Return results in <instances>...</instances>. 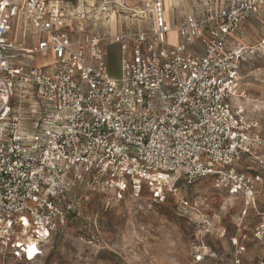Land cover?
Returning <instances> with one entry per match:
<instances>
[{"label":"built area","instance_id":"1","mask_svg":"<svg viewBox=\"0 0 264 264\" xmlns=\"http://www.w3.org/2000/svg\"><path fill=\"white\" fill-rule=\"evenodd\" d=\"M207 1L171 26L165 0H136L146 25L92 35L71 29L59 0H0L1 247L16 258L41 248L68 223L59 197L83 183L146 187L165 202L180 181L210 178L256 207L264 138L244 105L242 63L254 48L244 24L264 0ZM19 89L35 96L29 112L13 102Z\"/></svg>","mask_w":264,"mask_h":264},{"label":"rangeland","instance_id":"2","mask_svg":"<svg viewBox=\"0 0 264 264\" xmlns=\"http://www.w3.org/2000/svg\"><path fill=\"white\" fill-rule=\"evenodd\" d=\"M59 1L68 6L72 30L82 26L86 33L103 35L147 24L135 16L136 0ZM169 1L170 23L203 12L209 4ZM244 29L245 43L254 47L242 63L244 105L264 138V7ZM177 41L176 33H170L168 43ZM106 48L111 72L119 75V49ZM14 95L13 102L21 100L27 112L36 102L27 91L19 89ZM59 199L67 225L41 248L32 246L31 258H16L0 246V264H264V182L255 208L216 188L210 178L193 184L180 181L165 202L154 200L146 187L118 193L91 183L77 185Z\"/></svg>","mask_w":264,"mask_h":264},{"label":"crops","instance_id":"3","mask_svg":"<svg viewBox=\"0 0 264 264\" xmlns=\"http://www.w3.org/2000/svg\"><path fill=\"white\" fill-rule=\"evenodd\" d=\"M172 25H175L176 23H171ZM23 25H20V26H16V28H15V31H14V37L16 38V39H18V40H21L22 39V34H23ZM26 32L27 33H31V34H33L34 32H33V30L32 29H30V28H28V29H26ZM37 39H31L30 41H28V44L29 45H31V44H33L35 41H36ZM111 45H115V46H117L118 47V49H119V44H117V43H114V44H111ZM119 52H120V50H119ZM109 56V55H108ZM46 60L45 59H43L41 56H39V55H36L35 57H34V63L33 64H36V65H42L44 62H45ZM110 66H111V64H110ZM117 76V75H116Z\"/></svg>","mask_w":264,"mask_h":264},{"label":"bare ground","instance_id":"4","mask_svg":"<svg viewBox=\"0 0 264 264\" xmlns=\"http://www.w3.org/2000/svg\"><path fill=\"white\" fill-rule=\"evenodd\" d=\"M174 2H175V0H174ZM165 3H166V9H167L166 14H167V12L169 11V7H170V1L166 0ZM171 33H174V32H171Z\"/></svg>","mask_w":264,"mask_h":264},{"label":"snow or ice","instance_id":"5","mask_svg":"<svg viewBox=\"0 0 264 264\" xmlns=\"http://www.w3.org/2000/svg\"><path fill=\"white\" fill-rule=\"evenodd\" d=\"M25 223H27V221H25ZM34 254H35V250L34 249H30L29 250V258H31V256L34 255Z\"/></svg>","mask_w":264,"mask_h":264}]
</instances>
